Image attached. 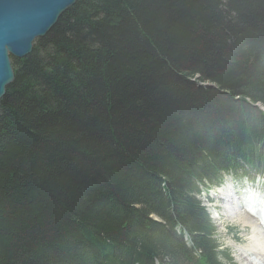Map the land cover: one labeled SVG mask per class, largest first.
<instances>
[{
    "label": "trees",
    "instance_id": "16d2710c",
    "mask_svg": "<svg viewBox=\"0 0 264 264\" xmlns=\"http://www.w3.org/2000/svg\"><path fill=\"white\" fill-rule=\"evenodd\" d=\"M11 67L0 264L232 262L201 197L264 168V0H78Z\"/></svg>",
    "mask_w": 264,
    "mask_h": 264
},
{
    "label": "water",
    "instance_id": "95a60500",
    "mask_svg": "<svg viewBox=\"0 0 264 264\" xmlns=\"http://www.w3.org/2000/svg\"><path fill=\"white\" fill-rule=\"evenodd\" d=\"M78 0H0V100L14 75L10 57L28 56L59 17Z\"/></svg>",
    "mask_w": 264,
    "mask_h": 264
},
{
    "label": "rangeland",
    "instance_id": "374dc122",
    "mask_svg": "<svg viewBox=\"0 0 264 264\" xmlns=\"http://www.w3.org/2000/svg\"><path fill=\"white\" fill-rule=\"evenodd\" d=\"M37 39L38 38H36L33 41L32 45H34ZM11 59H13V57H10V64H11ZM14 59H19V58H14ZM256 176H259L258 179L259 182L257 184L253 183L254 182L253 178H255ZM225 178H226L225 183H223L221 187H228L229 185H232L235 188V190H237V185L240 184H242L241 186L243 187L244 186L251 187L252 185L258 187L259 184L261 190H264V174L255 175L253 177L251 176L244 179L241 176H226ZM215 192L216 190H213L212 192L207 194V197L203 195L201 197V201L203 206L207 209V212L210 214L212 223L216 229L215 239L219 244L220 252L226 251L228 255H230V258L232 259V262L230 264H264V257L257 256V254H255V252H253L252 249H250L251 246L254 244L253 237L255 235L252 227L250 225H243L244 222L242 221L239 222L238 215L235 213L238 211L231 210V208L226 204V202L223 201L221 202L219 200L211 199L212 194H214ZM235 197L239 198L240 202L244 200V197L240 194H237ZM209 203L210 204L213 203L216 206V212H212L210 210ZM240 213H241L240 215H242L243 217H248L249 220L251 221V224H254L256 228L258 227L257 228L258 231L261 230L260 228L262 227H259L258 225L259 222H257V218H250L246 213H243V211H240ZM260 236L264 238L263 231H260ZM258 249H260L262 253L264 252V250L259 246ZM223 263L229 264V262H223Z\"/></svg>",
    "mask_w": 264,
    "mask_h": 264
},
{
    "label": "bare ground",
    "instance_id": "6f19581e",
    "mask_svg": "<svg viewBox=\"0 0 264 264\" xmlns=\"http://www.w3.org/2000/svg\"><path fill=\"white\" fill-rule=\"evenodd\" d=\"M236 195L237 194L235 193V191L230 190L228 187H220L216 189V192L214 194H212L211 199L226 202V204L231 208V210L238 211L235 212L238 215V221L244 222L243 225H250L253 229V232L255 233L253 237L254 244L251 246L250 249H252V251L255 252L257 256L264 257V252L262 253L260 249H258L259 246L264 250V238L260 236V231L264 232V204L260 202L259 199L254 200L252 196H245L244 200L240 202L239 198L235 197ZM209 208L212 212H216V206L213 203L209 205ZM240 211L246 213L250 218H257V222H259V227H262L260 228L261 230L258 231V227L256 228L254 224H251V221L248 217H243L242 215H240ZM153 219L158 221L155 217H153Z\"/></svg>",
    "mask_w": 264,
    "mask_h": 264
}]
</instances>
